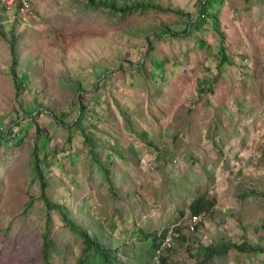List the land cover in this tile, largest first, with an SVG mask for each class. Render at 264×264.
<instances>
[{
  "label": "rangeland",
  "instance_id": "374dc122",
  "mask_svg": "<svg viewBox=\"0 0 264 264\" xmlns=\"http://www.w3.org/2000/svg\"><path fill=\"white\" fill-rule=\"evenodd\" d=\"M117 1L190 16L87 0H29L38 20L28 23L0 11V264H44V231L48 264L83 255L81 237L39 197L35 155L47 199L121 263L156 264L151 241L174 225L166 264H264V0ZM220 45L232 65H219ZM78 82L98 163L72 124ZM199 195L215 205L191 230ZM222 243L245 247L208 255Z\"/></svg>",
  "mask_w": 264,
  "mask_h": 264
},
{
  "label": "trees",
  "instance_id": "16d2710c",
  "mask_svg": "<svg viewBox=\"0 0 264 264\" xmlns=\"http://www.w3.org/2000/svg\"><path fill=\"white\" fill-rule=\"evenodd\" d=\"M88 3L91 6H98V7H104L109 9L111 12L113 13H120V14H126L131 12L133 9L135 8H141V9H146L150 7H154V9L156 10H160V11H164V12H174L176 14H182L186 17L190 16V14H188L187 12H183L180 11L178 9H171V8H163L161 6L158 5H150V3H135V4H124V3H119L117 0H87ZM206 5V4H204ZM199 13L201 16H205V14H207L206 11L203 10V7L201 6L199 9ZM208 17L212 20L214 28L216 27V23L214 20V17L212 14L208 13ZM191 32V29L189 30V27L184 28L183 32H170L168 31V33L174 35L176 34L178 35H185L186 33ZM149 41V40H148ZM13 47V46H12ZM146 50L148 52L149 50V46L146 47ZM146 52V51H145ZM217 54L219 56V65H222V63L226 62L228 63V65H232V61L228 60L225 52H224V48L222 45L219 46L218 50H217ZM146 56V53H144V57ZM141 62V66L144 68V66L146 65V61H143V59L139 60L137 65H140ZM16 65V60H13V67L11 68L12 70V75L14 78V86L16 88V92H17V99L19 100V95L18 93H20V91L23 90L24 87V82L23 80L20 81L17 79L14 67ZM136 65V66H137ZM135 69V68H134ZM147 72V71H146ZM148 73V72H147ZM129 74L132 77H136V78H142V79H146L148 78L147 74L144 75L143 77H139L137 76L136 72L134 70L129 71ZM136 75V76H135ZM79 84V88L76 90V97L78 96L80 101H76V103L78 102V106H79V111L77 114V117L74 119L73 121V125L77 127V129H79L80 131L83 132V137H84V143L89 146V150H90V155L93 158V161L95 163H98L97 161V153L95 151V148L97 146V142L96 140L87 133V131L89 130V127H86L85 125H81L79 120H80V116H82L83 114H85L86 112V106L82 103V100L84 99L83 94L86 93V90H83V85L81 84V82H78ZM211 86H208L206 90L211 91L210 89ZM96 88V87H95ZM80 92V93H79ZM17 100V101H18ZM58 121V118L55 120ZM127 121V127H132L131 123H130V119L126 120ZM72 125V126H73ZM66 127L70 126V125H64ZM91 128V127H90ZM131 130V129H130ZM33 168L35 171V174L37 175L38 179H39V197L40 199L43 201L44 206L46 208L47 211L49 210H55L57 212V214L59 215V217L61 218V220L66 223L70 228H72L82 239L84 247H83V255L82 257H80L78 264H127V263H121L120 260L118 259V257L115 255L117 248H111L109 246H107L104 241H103V237L97 236V233L95 232V235L91 234L89 232L88 229H86L85 227H80L77 224L74 223V221L70 218H68V214L66 212V209H64V206L58 203H54L51 202L49 199H47L45 192H44V188H45V182L43 179V176L41 175V173L39 172L38 166H37V156H34L33 159ZM105 167L101 166V171L105 172ZM215 205V200L211 199L208 200L204 195H199L196 198H194L192 200V202L190 203V205L188 206V210L190 215H199L205 211H208L209 209L211 210ZM47 221V219H46ZM47 225V223H46ZM176 230H178V227H176ZM159 232V231H158ZM158 232L154 235V239L153 243H151L150 245V250H148L149 254H151V259H153L154 255H156L157 250L160 248V235L158 234ZM42 239H43V246H42V250H43V259H44V264H48L47 262V258H48V250L50 248V245L48 244V233L47 231H44L42 233ZM235 248V249H243L245 246L243 243L241 244H234V243H229V244H224L222 243L220 245L219 249H210V252L208 253L209 256L211 255H220V254H224L226 253V251L228 250V248ZM256 249V251L260 250V247H248V250H254ZM115 251V253H114ZM147 252V254H148ZM162 261L163 264H166V257L162 256Z\"/></svg>",
  "mask_w": 264,
  "mask_h": 264
},
{
  "label": "built area",
  "instance_id": "2783aa9c",
  "mask_svg": "<svg viewBox=\"0 0 264 264\" xmlns=\"http://www.w3.org/2000/svg\"><path fill=\"white\" fill-rule=\"evenodd\" d=\"M0 11L16 14L17 19L21 22H35L38 20V15L30 7L29 0H0ZM189 223L188 229H194L195 224L201 219V215H188ZM176 226H169L163 230H159L160 248L154 259L156 264H163L161 249H168L172 247V241L176 236H179Z\"/></svg>",
  "mask_w": 264,
  "mask_h": 264
}]
</instances>
